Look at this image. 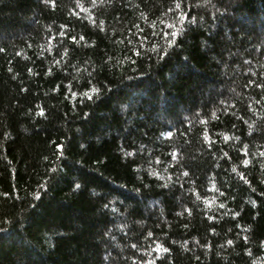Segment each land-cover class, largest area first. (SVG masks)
Listing matches in <instances>:
<instances>
[{
  "label": "trees",
  "instance_id": "1",
  "mask_svg": "<svg viewBox=\"0 0 264 264\" xmlns=\"http://www.w3.org/2000/svg\"><path fill=\"white\" fill-rule=\"evenodd\" d=\"M0 264H264V0H0Z\"/></svg>",
  "mask_w": 264,
  "mask_h": 264
},
{
  "label": "snow or ice",
  "instance_id": "2",
  "mask_svg": "<svg viewBox=\"0 0 264 264\" xmlns=\"http://www.w3.org/2000/svg\"><path fill=\"white\" fill-rule=\"evenodd\" d=\"M179 7V5H178ZM181 19H183V17H181ZM173 36H175L176 34L175 33H172ZM185 175H187V173H185ZM229 243H231V241H229Z\"/></svg>",
  "mask_w": 264,
  "mask_h": 264
}]
</instances>
